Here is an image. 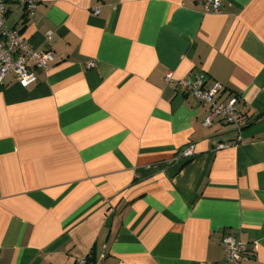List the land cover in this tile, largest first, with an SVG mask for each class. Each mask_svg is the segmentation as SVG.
<instances>
[{
	"label": "crops",
	"instance_id": "crops-1",
	"mask_svg": "<svg viewBox=\"0 0 264 264\" xmlns=\"http://www.w3.org/2000/svg\"><path fill=\"white\" fill-rule=\"evenodd\" d=\"M7 9L54 59L34 85H0V264H226L224 235L264 264V0ZM167 73L218 81L221 103L237 95L241 129L205 128L207 107Z\"/></svg>",
	"mask_w": 264,
	"mask_h": 264
},
{
	"label": "built area",
	"instance_id": "built-area-1",
	"mask_svg": "<svg viewBox=\"0 0 264 264\" xmlns=\"http://www.w3.org/2000/svg\"><path fill=\"white\" fill-rule=\"evenodd\" d=\"M224 1L226 0H195L206 14L218 13ZM9 3H15L23 8L25 20L31 18L36 8V0H0V85L9 74H12L21 85L31 86L37 82L36 72L46 71L54 58L50 51H36L27 39L22 37L17 28L6 26ZM87 66L92 68L93 64L89 63ZM164 82L166 86L173 87L182 94L190 95L198 103L207 107L208 115L202 122L205 128L211 126L214 118H219L224 124L240 129L239 115L236 110L239 97L231 95L224 102H218L223 90L222 84L218 81H209L203 73L187 80L174 79L171 73H167ZM227 147L228 144L221 143L216 145L215 149ZM193 154V146H185L175 155L174 161L189 160ZM220 243L226 264H245L247 248L244 242L233 235H224ZM102 260L103 256L95 259H78L76 264H101Z\"/></svg>",
	"mask_w": 264,
	"mask_h": 264
},
{
	"label": "rangeland",
	"instance_id": "rangeland-1",
	"mask_svg": "<svg viewBox=\"0 0 264 264\" xmlns=\"http://www.w3.org/2000/svg\"><path fill=\"white\" fill-rule=\"evenodd\" d=\"M226 127H230L229 125H225Z\"/></svg>",
	"mask_w": 264,
	"mask_h": 264
},
{
	"label": "trees",
	"instance_id": "trees-1",
	"mask_svg": "<svg viewBox=\"0 0 264 264\" xmlns=\"http://www.w3.org/2000/svg\"><path fill=\"white\" fill-rule=\"evenodd\" d=\"M241 129V128H240Z\"/></svg>",
	"mask_w": 264,
	"mask_h": 264
}]
</instances>
